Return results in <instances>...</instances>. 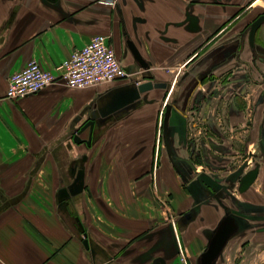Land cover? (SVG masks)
Returning a JSON list of instances; mask_svg holds the SVG:
<instances>
[{
  "label": "crops",
  "instance_id": "1",
  "mask_svg": "<svg viewBox=\"0 0 264 264\" xmlns=\"http://www.w3.org/2000/svg\"><path fill=\"white\" fill-rule=\"evenodd\" d=\"M262 14L264 0H0V264H201L226 221L214 264L239 239L244 264H264V22L249 40ZM96 34L128 76L5 97L29 61L58 74ZM167 109L172 129L187 121L174 156ZM201 174L219 188L191 191Z\"/></svg>",
  "mask_w": 264,
  "mask_h": 264
},
{
  "label": "built area",
  "instance_id": "2",
  "mask_svg": "<svg viewBox=\"0 0 264 264\" xmlns=\"http://www.w3.org/2000/svg\"><path fill=\"white\" fill-rule=\"evenodd\" d=\"M56 70L58 74L44 69L37 60L29 61L22 70L10 77L5 97L16 101L59 80L65 81L70 87L83 88L128 76L108 36L104 34L94 35L85 46L72 51L68 58L56 66Z\"/></svg>",
  "mask_w": 264,
  "mask_h": 264
},
{
  "label": "water",
  "instance_id": "3",
  "mask_svg": "<svg viewBox=\"0 0 264 264\" xmlns=\"http://www.w3.org/2000/svg\"><path fill=\"white\" fill-rule=\"evenodd\" d=\"M264 22V14H262L261 16H259L252 24L250 27V32H249V40L251 45H254V38H255V34L257 29L259 28V26ZM128 45L130 47V49L133 51L135 58L137 59V61L140 63L141 66L143 67H147V63L143 60V58L141 57L139 51L137 50V48L134 46V44L132 42H128ZM149 85H143L142 89H146L148 88ZM170 107H168L169 109ZM168 109L165 113V119H164V123H163V139H164V143L167 147V150L169 152L170 155L174 156V151L172 148V144L170 142V136H172L174 134V131H178L179 135L181 137H186V125H187V121H186V117L183 115H181V118L183 120V127L181 128H175L172 129V125L175 124L178 120L176 117H178V113H176L175 111H173L174 113L171 114L168 112ZM95 124V121L93 119H91L90 121H88L87 123H85V125H83L81 128H79L73 139L76 143H81V142H87L90 143V139L92 138V133L90 134L88 139H82L80 137V135L87 129V127L90 125L91 127H93ZM92 129V128H91ZM92 132V130H91ZM194 148L196 147L195 144L192 145ZM176 162H184L185 164H187L190 168V172H194L196 167L193 164L191 159H185L183 157H178ZM176 169L178 171L180 170V166H178V163H175ZM255 172H252L247 179L244 181V187L248 186V184L253 181L254 177H255ZM184 176V180L186 182H188L191 178V176L189 177V173L188 174H183ZM197 183H201V185H205L208 186V188L212 189V192L217 190L219 188V184L217 181L213 180L211 177L205 175V174H201L199 175L197 180L192 181L188 188L194 192V189L197 187ZM236 231L235 225L229 221H226L223 223V225H221V227L217 230L216 234L213 236L212 240L210 241L207 249L204 251V253L201 256V264H214L215 260L217 259V257L219 256V254L222 252L224 246L226 245L227 241L229 240V238L231 237V235ZM84 245L86 246V248L89 249L90 247V243L89 240L87 238L84 239Z\"/></svg>",
  "mask_w": 264,
  "mask_h": 264
},
{
  "label": "rangeland",
  "instance_id": "4",
  "mask_svg": "<svg viewBox=\"0 0 264 264\" xmlns=\"http://www.w3.org/2000/svg\"><path fill=\"white\" fill-rule=\"evenodd\" d=\"M239 242H240V239L239 240H232L229 243V245H228L229 248L228 247L227 248L231 249L233 252V255H236V257L229 260L228 262H226L224 264H244L243 259L245 260V255H243V251L245 250V248H243V251H240L239 250V248H240Z\"/></svg>",
  "mask_w": 264,
  "mask_h": 264
},
{
  "label": "flooded vegetation",
  "instance_id": "5",
  "mask_svg": "<svg viewBox=\"0 0 264 264\" xmlns=\"http://www.w3.org/2000/svg\"><path fill=\"white\" fill-rule=\"evenodd\" d=\"M261 135H263V133L261 132ZM229 211V210H228ZM233 222H237V220H235L234 218H231Z\"/></svg>",
  "mask_w": 264,
  "mask_h": 264
}]
</instances>
